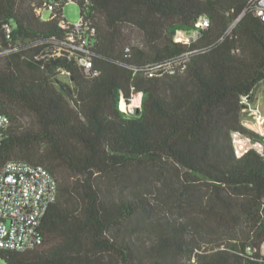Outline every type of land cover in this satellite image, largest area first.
<instances>
[{
	"label": "trees",
	"instance_id": "trees-1",
	"mask_svg": "<svg viewBox=\"0 0 264 264\" xmlns=\"http://www.w3.org/2000/svg\"><path fill=\"white\" fill-rule=\"evenodd\" d=\"M68 1L0 0V112L11 117L0 165L41 164L58 189L41 242L0 258L264 264V155L237 156L232 137L261 138L243 121L244 97L264 81L253 0H71L96 29L90 73L71 46ZM205 17L197 38L177 40ZM186 52L184 72L149 76L150 65ZM135 92L141 107L123 111Z\"/></svg>",
	"mask_w": 264,
	"mask_h": 264
},
{
	"label": "built area",
	"instance_id": "built-area-1",
	"mask_svg": "<svg viewBox=\"0 0 264 264\" xmlns=\"http://www.w3.org/2000/svg\"><path fill=\"white\" fill-rule=\"evenodd\" d=\"M257 13L264 20V0H253ZM210 25V19L205 17L201 28L189 33V42L197 38L201 29ZM77 37L71 36V46L75 51L84 55H75L77 62L84 67L87 73L91 72L92 60L85 51V46L96 33V29L82 19L75 25ZM185 34L179 30L177 34ZM186 35V34H185ZM190 53L164 63L153 64L148 67L149 76H164L184 72L186 61ZM249 99L244 97V102ZM143 93L135 92L129 101L122 98L120 107L123 111L135 113L142 105ZM246 106V105H245ZM256 123L262 127L259 131L261 138L256 139L245 135L239 130L232 132L237 156H243L251 149L264 155V116L258 108L254 109ZM11 124V117L0 112V142L4 139L6 130ZM57 182L51 172L41 164L27 160L14 159L0 165V251L27 250L41 242L40 227L49 207L57 199ZM264 249V243L262 245Z\"/></svg>",
	"mask_w": 264,
	"mask_h": 264
},
{
	"label": "rangeland",
	"instance_id": "rangeland-1",
	"mask_svg": "<svg viewBox=\"0 0 264 264\" xmlns=\"http://www.w3.org/2000/svg\"><path fill=\"white\" fill-rule=\"evenodd\" d=\"M49 11L44 10L45 17L49 16ZM64 15L66 17V20L69 24H78L81 20V13H80V7L76 2H73L69 0L65 6H64ZM190 32H186L185 34L178 33L177 38L179 40H187V37H189ZM60 77L64 80L70 81V77L64 73L60 75ZM245 107H244V114H243V121L246 124L247 127L250 129L256 131L259 133V131H262V127L259 123H256L255 115H254V109L258 108L259 112L264 116V81L262 84L258 86V88L254 91L253 97L249 98L245 101ZM25 121H29V117L25 118ZM175 192H179L180 190L177 188L178 186L175 184ZM159 192H157L158 195ZM235 235V234H234ZM262 252L264 253V249L262 247ZM0 264H6L3 259L0 258Z\"/></svg>",
	"mask_w": 264,
	"mask_h": 264
},
{
	"label": "crops",
	"instance_id": "crops-1",
	"mask_svg": "<svg viewBox=\"0 0 264 264\" xmlns=\"http://www.w3.org/2000/svg\"><path fill=\"white\" fill-rule=\"evenodd\" d=\"M260 84H262V82H261ZM260 84H259V85H260ZM257 88H258V87H257Z\"/></svg>",
	"mask_w": 264,
	"mask_h": 264
}]
</instances>
